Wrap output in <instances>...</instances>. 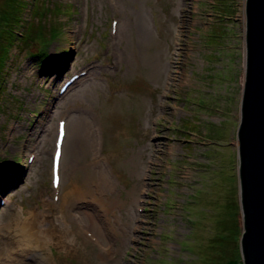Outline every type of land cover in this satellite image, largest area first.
Segmentation results:
<instances>
[{
  "label": "rangeland",
  "instance_id": "1",
  "mask_svg": "<svg viewBox=\"0 0 264 264\" xmlns=\"http://www.w3.org/2000/svg\"><path fill=\"white\" fill-rule=\"evenodd\" d=\"M24 1L32 38L14 40L0 78V253L18 232L16 217L34 214L44 264H243L245 0H230V17L219 0ZM7 4L0 0V19ZM81 69L88 74L72 91L82 101L63 104L61 82ZM63 114L88 136L68 129L56 189L51 153ZM98 171L125 208L100 218L96 199H80L70 217V190L84 180L96 189ZM74 216L83 233L59 242L58 228L77 231ZM99 239L114 259L102 262Z\"/></svg>",
  "mask_w": 264,
  "mask_h": 264
},
{
  "label": "water",
  "instance_id": "2",
  "mask_svg": "<svg viewBox=\"0 0 264 264\" xmlns=\"http://www.w3.org/2000/svg\"><path fill=\"white\" fill-rule=\"evenodd\" d=\"M245 71L240 101L238 182L243 264H264V0H245Z\"/></svg>",
  "mask_w": 264,
  "mask_h": 264
},
{
  "label": "bare ground",
  "instance_id": "3",
  "mask_svg": "<svg viewBox=\"0 0 264 264\" xmlns=\"http://www.w3.org/2000/svg\"><path fill=\"white\" fill-rule=\"evenodd\" d=\"M88 74V72L86 73ZM83 79V76H80L77 80H75L64 92L63 98L59 99L61 102L64 103H71L75 105V102H81L82 97L80 95H77L73 93L72 89L75 87L76 82H80ZM67 93H69L67 95ZM67 95V96H66ZM67 98V99H66ZM68 113V112H66ZM78 119L76 117L70 118L67 120V126L68 129H71L73 131L76 130V135L79 136V139H82V137L86 138L88 136V132L85 128V125H82V129L80 128V123L77 124ZM80 128V131H79ZM86 130V132H85ZM64 141V149L66 146V140ZM83 142V141H82ZM64 156V153H63ZM62 156V157H63ZM95 175H97L99 179V186L96 189H92L91 187L86 185L85 180L83 181V184L75 183L73 188L69 192V201L68 204L70 205L68 208L67 213H69L70 217L72 215V210L70 207L78 200L80 199H87V198H94L97 202H99V205L101 207V211L99 214V217H105L108 218L110 216H113L116 219V212L118 209H124L125 204L123 202H117L115 200H112L110 198L109 193L112 191L111 183L107 180L111 178V176H107L105 178V174L98 171ZM107 175V174H106ZM72 184V183H71ZM96 186V185H95ZM59 203V202H58ZM19 213L18 215H20ZM21 216V215H20ZM76 216V214H75ZM74 216V221L76 222V229L77 231H74V226L71 224V227H61L58 228L60 230L57 231L58 235V241L59 242H69L71 239L70 234L75 233L76 236H79V232L83 233V230L85 229V224L78 221V219ZM98 216V214H97ZM95 216L96 219L98 217ZM19 221L18 223V232H16L13 235L12 239H9V243L5 246L4 253H0V264H30V262L33 263H43V259H46V253L41 254L40 252H37L35 249V246L32 244L34 237L38 238V232L34 231V229L37 227L38 221L37 217L33 214L32 218H25L21 219L19 216L16 217ZM129 218L126 217V220ZM107 220V219H106ZM106 220L101 219L106 224ZM114 222V223H113ZM64 223H66L64 221ZM107 223L109 224H116V220L112 221L111 219H108ZM117 225V224H116ZM118 238L120 241H123V237L126 234V226L124 223H118ZM51 230V229H50ZM111 231V228L109 229ZM115 228H113L112 232H115ZM117 235V234H115ZM86 236V235H85ZM88 237V236H86ZM97 242H99L102 245V241L99 239ZM100 245V246H101ZM113 253V247L102 245L99 251V255L101 257L102 262H108L114 258H112Z\"/></svg>",
  "mask_w": 264,
  "mask_h": 264
},
{
  "label": "trees",
  "instance_id": "4",
  "mask_svg": "<svg viewBox=\"0 0 264 264\" xmlns=\"http://www.w3.org/2000/svg\"><path fill=\"white\" fill-rule=\"evenodd\" d=\"M22 5H25L24 0H8L7 7L2 13V17L0 19V78L6 74V60L9 54V48L12 43L14 44V40L17 37L22 36V39L25 40V42H29L32 38L29 30L26 29V24L21 22ZM218 5V9L223 15L228 17L232 15L234 9L230 0H219ZM20 24L23 26L25 25V27L23 29H19L18 26ZM37 53L41 58H43V55L46 54V45H43L40 50L38 49ZM231 264H235V262H232Z\"/></svg>",
  "mask_w": 264,
  "mask_h": 264
}]
</instances>
